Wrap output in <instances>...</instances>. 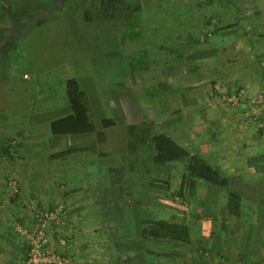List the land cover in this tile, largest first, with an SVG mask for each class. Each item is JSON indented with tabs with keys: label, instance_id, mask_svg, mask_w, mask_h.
Wrapping results in <instances>:
<instances>
[{
	"label": "crops",
	"instance_id": "1",
	"mask_svg": "<svg viewBox=\"0 0 264 264\" xmlns=\"http://www.w3.org/2000/svg\"><path fill=\"white\" fill-rule=\"evenodd\" d=\"M251 2L248 9L256 10L258 6L259 16L242 22L237 18L233 19L236 21L234 22L221 19L220 16L215 18L214 13L209 25L212 32L208 43L207 68H212L215 75H222L220 78L224 77V81L222 79L217 83L214 76L210 82H216L215 89L225 87L229 92H238L244 88L243 100L235 107L227 102V107L222 105L217 108L216 99H213L209 102L208 112L203 111L202 115L197 86L193 84L184 88L185 84L177 83L182 89L180 103L175 99L172 107L170 101L165 102L167 107L162 109V119L165 122L170 121L169 114L176 107L180 110L179 116L184 118L174 128L166 123L162 132L173 137L191 154L206 159L228 178V189L219 188L201 179L193 180L194 185L199 183L200 186L199 191L192 190L194 197H197L195 202L205 201L209 206L207 201L212 200L219 203L218 207L221 202H225V209H222L227 211L226 205L232 191L240 201L244 202L242 196L245 195L257 205L255 210L258 211L259 219L251 223L242 221L247 226L241 228L244 235L237 245L241 249L238 251L240 261L237 263L235 260V264H253V260L258 258L259 264H264V127L255 123H264V112L259 114L258 121L252 120L248 112L251 108L249 98L264 90V0H259V4L254 3L253 7ZM8 26L7 20L0 18V61L9 55L7 49L10 47V39L7 35L11 29ZM236 28H239L238 33L235 32ZM26 36L17 37L19 40H14L15 45H11V50L17 48L18 42ZM192 55L191 59L196 58ZM14 59L12 64L19 63L18 58ZM192 62L194 64L191 67L194 70L191 68L192 70L185 71L182 78L197 77L200 74L199 69L194 68L197 65L196 59ZM4 72L5 69H2V74ZM28 73L29 79L22 75L14 76L21 81L24 94L14 123L0 106V264H22L24 261L28 247L19 227L35 226L32 206L51 209L61 203L67 208V219L63 224L49 226L50 243L55 251L71 256V264H110L105 260L111 251L108 248L109 240L114 242L118 253L123 250L129 257L133 254L132 250H135L136 242L145 243L151 240L141 238L140 223L153 219V187L149 185L147 192L140 190L138 197L129 186L135 185L131 174L129 177L120 173L126 166L128 169L131 166V170L136 169V163L143 169L144 163L142 164L140 155L146 154L149 149L151 155L155 154L151 138L159 133H114V139L109 133H104V141L98 139L97 133L53 134L50 121L70 113L72 109L66 94H61L62 99L58 100L46 90L50 92L60 85V90L66 91V81H61V75L55 86L45 87L43 80L39 79L40 82H37L32 73ZM37 74L39 75L38 72ZM102 129L99 127V130ZM73 135L77 137L76 141L69 140V136ZM13 137L18 144L10 149L11 157L4 156V148ZM144 140L146 144H142ZM106 143L108 146L114 143L117 150H101L99 146ZM121 148L122 152L119 150ZM113 152L117 157L125 156L127 161H106V157ZM132 155L136 156L133 160ZM177 163L183 161H171L156 166L164 167L161 175L166 177H162L166 187L170 184L169 178L177 179L178 176L168 173L166 169ZM183 167L186 168V165ZM132 172L135 175L134 170ZM184 173L189 175L187 171ZM107 174L110 177L105 184ZM13 178L17 184V192L9 185ZM183 181L181 186L184 185L183 190H186L188 185ZM124 185H128L127 188L130 189L123 190ZM203 187L205 191H200ZM167 189L161 192L167 196L178 194L177 191L169 194ZM161 192L154 190V195L165 197ZM242 202L237 206L236 212L234 211L235 214L240 213ZM217 206L212 208L217 210ZM166 216L168 221L180 222L176 220L179 218L176 213ZM226 244L229 246V243ZM216 246L222 248L223 244L212 243L213 252ZM138 251L144 257V247ZM120 261L123 264V260ZM115 262L118 263V259ZM139 263L138 261L134 264Z\"/></svg>",
	"mask_w": 264,
	"mask_h": 264
},
{
	"label": "rangeland",
	"instance_id": "2",
	"mask_svg": "<svg viewBox=\"0 0 264 264\" xmlns=\"http://www.w3.org/2000/svg\"><path fill=\"white\" fill-rule=\"evenodd\" d=\"M64 1L65 3L58 5L51 3L52 0H29V2L0 0V16L12 25L9 29L23 28L21 36L27 35L23 39L20 38L17 48L13 50L11 45L14 46L15 42L9 40L10 47L7 49L9 55L7 58H1L0 61V80H3L0 82V106L11 122H15L18 114L16 111L20 109L24 97L21 81L14 76L22 75L25 79H29L30 71L34 80L40 82L41 79L45 87L49 85L50 88L59 82L58 77L61 75V81L64 82L68 78H79L89 94L98 125L101 118L115 120V125L101 130L109 133L111 137L114 133L162 132L166 123L174 128L178 121L184 119L178 114L179 108H174L169 114L171 115L169 122L162 119L164 116L162 109L167 107L164 105L165 102L170 101L172 107L176 100L180 103L182 89L177 83L185 84L184 88L193 84L197 86L202 115L203 111L208 112L209 102L214 99L212 95L218 96L215 102L218 108L222 105L227 107L223 96L237 93L235 90L227 91L224 85L221 89L214 87L219 80L224 81V77L220 78L222 75H215L212 68H207L209 67L208 43L212 32L209 25L214 13L215 18L220 16L221 19L226 18L229 21L238 18L242 22L257 17L259 7L251 10L248 9V4L252 1L251 7H253L254 3L259 4V0H233V2L231 0H122L121 3L119 0H104L113 4L106 5L111 12L103 11V0ZM137 4L140 7L138 13L140 34L135 35L136 27L132 28L134 32L129 30L128 26L123 25L124 19L120 18L117 12L119 13L118 9H123L122 11L133 9ZM29 13L39 15L38 19H42L36 27H30L29 21H26ZM16 16L25 18L21 22L9 20ZM24 22L27 24L20 26ZM127 22L130 23L129 28L136 23ZM235 32L238 33L239 28H236ZM232 36L231 34V38ZM18 38L15 41L19 40ZM192 54L196 58L191 59ZM14 58L19 60V63H14L15 66L12 64ZM143 58L146 61L142 60ZM195 59L197 65L194 68L199 69L200 74L197 77L182 78L185 71L193 69L192 60ZM143 63L148 64L147 69H143L145 65ZM2 69H5L4 74ZM214 76L216 82H210ZM188 78L191 80L189 81ZM46 91L58 100L62 99L61 94L63 96L65 94L63 89L60 90V85L50 92ZM255 123L259 124V122ZM139 126H142V129ZM69 137H71L69 140L76 141L75 135ZM88 140L92 139L88 138ZM143 143L146 144V140ZM11 144H18L14 137L11 139ZM99 148L117 150L114 143L109 146L106 143ZM122 148L119 149L120 152ZM114 152L106 157V161L121 162L122 159L127 161L125 156L117 157ZM140 157L142 164L144 163L143 169L134 160L136 169L132 170L135 175H132L129 165L130 169L126 166L120 174L129 177L131 174L135 185L129 186L131 190L134 189L136 196L141 194L140 190L145 192L151 185L153 187L152 218L166 220L167 214L176 213L179 216L176 220L191 228L192 240L189 244L167 239L136 242L135 250H132L133 254L129 257L123 250H119L118 253L114 242L109 240L108 248L110 247L112 252L110 251L108 255L106 252L108 257L104 259L110 264H121V259L123 264L132 262L134 264L138 261L139 264H235V260L238 263L240 261L238 251L241 250L237 246L238 240H242L244 235L241 228L247 226L242 221L251 223L259 219L258 211L255 210L257 205L249 199V196H242L244 202L241 201L239 214H235L234 209L225 211V202H221L220 207L218 205L217 210L213 209L210 213L205 201L195 202L197 197H194L192 190L199 191L200 186L199 183L194 185L193 180L196 179L191 178L190 173L183 167L186 165L184 162L173 164L166 169L168 173L178 175L177 179L169 178L170 184L166 187L163 179L166 177L161 175L164 167L156 168L160 165L155 163L150 149ZM134 158L136 156L132 155L131 159ZM186 171L189 174L187 176L184 173ZM155 175L157 178L153 179ZM109 177V174L105 175V184L108 183ZM182 181L188 185L186 190H183L184 185L181 186ZM127 186H122V189L128 191L130 188L128 189ZM166 188L169 194L175 191L181 194L174 196L172 193L167 196L161 192ZM154 190L166 196L154 195ZM200 191H205V188H201ZM207 202L210 206L215 204L212 200ZM214 242L222 243L223 247L216 246L213 252L211 246ZM226 243H229V246ZM141 247L146 251L144 257L138 251ZM117 259L118 263L115 262ZM252 263L259 264V258L254 259Z\"/></svg>",
	"mask_w": 264,
	"mask_h": 264
},
{
	"label": "trees",
	"instance_id": "3",
	"mask_svg": "<svg viewBox=\"0 0 264 264\" xmlns=\"http://www.w3.org/2000/svg\"><path fill=\"white\" fill-rule=\"evenodd\" d=\"M119 2H123L119 0ZM103 11L111 12L106 5L111 6L113 4L108 3L103 0ZM140 7L138 4L128 11L117 12L120 18L124 19L123 25L128 26V29L132 31V28L136 27L134 30L135 35L140 34L138 30L140 22L138 13ZM124 13V14H123ZM136 22L132 27L129 28L130 23ZM41 33L42 31H36ZM134 32V31H132ZM131 32V33H132ZM142 60L146 61L145 58ZM145 64V65H144ZM144 68L147 69V63H143ZM135 68V67H134ZM138 68V67H137ZM34 70V69H33ZM36 71V70H34ZM31 72V71H30ZM66 97L69 104L71 105V112L61 115L50 121L51 131L53 134H88L97 133L98 139L104 141L105 134L99 127L108 128L115 125V120L112 118H102L101 123L95 121L94 114L92 111V103L88 92L83 88L79 78L72 77L66 80ZM163 95V94H162ZM140 127V126H139ZM142 129V126L140 127ZM151 138V143L155 148V154L153 159L157 164H165L171 161H183L186 164V169L190 173V176L196 180H204L218 186L219 188H230L228 178L223 176L221 171L211 165L206 159L199 155L191 154L184 146L176 142V140L165 132H157ZM11 139H9L8 145L4 148V156L11 157ZM231 197L230 201L226 205L227 210H233L236 212L237 206L240 204V199L238 196L230 191ZM218 205L215 202L214 205L209 204L208 210L212 213V207ZM140 236L142 239H154L162 240L167 239L176 243L189 244L192 240L191 228L182 222L168 221L164 219H152L147 220V222L142 221L141 223ZM264 257V255H263Z\"/></svg>",
	"mask_w": 264,
	"mask_h": 264
},
{
	"label": "built area",
	"instance_id": "4",
	"mask_svg": "<svg viewBox=\"0 0 264 264\" xmlns=\"http://www.w3.org/2000/svg\"><path fill=\"white\" fill-rule=\"evenodd\" d=\"M216 99L217 95H212ZM245 96V89L241 88L237 93L230 96H223V100L231 106H237ZM251 105L248 111L252 120L258 121L259 114L264 112V90L249 98ZM259 112V114H258ZM259 126L264 127V123L259 121ZM15 144L12 145L14 148ZM11 147V149H13ZM9 185L14 192H17V184L15 180H10ZM36 224L34 227H19V231L26 239L27 253L22 264H71L72 257L55 251L50 243L51 236L49 226L60 225L67 219V208L64 204L56 205L51 209H43L32 206Z\"/></svg>",
	"mask_w": 264,
	"mask_h": 264
},
{
	"label": "flooded vegetation",
	"instance_id": "5",
	"mask_svg": "<svg viewBox=\"0 0 264 264\" xmlns=\"http://www.w3.org/2000/svg\"><path fill=\"white\" fill-rule=\"evenodd\" d=\"M29 2V0H26ZM51 3H57L58 5H61L63 3H65L64 0H52ZM36 14H39V13H36ZM19 15V14H18ZM39 16V15H38ZM37 15L35 14H31L29 13V17L26 18V21L28 20V24L30 25V27H36V25L38 23H40V21L42 20H39ZM0 18L3 19V17L0 16ZM25 17L24 16H16L15 18H10L9 20H15V21H18V22H21L22 19H24ZM23 22V21H22ZM25 24L27 23H22L21 26H24ZM9 26H12V25H9ZM8 26V29L10 28ZM23 34V28H19V29H15V27H13L11 30L8 31V39H10V41L12 42L13 40L17 39V37H20L21 35Z\"/></svg>",
	"mask_w": 264,
	"mask_h": 264
}]
</instances>
